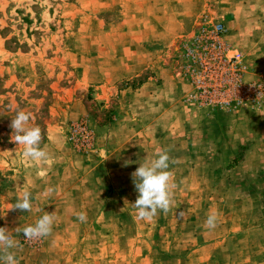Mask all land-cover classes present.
<instances>
[{"label":"rangeland","instance_id":"obj_1","mask_svg":"<svg viewBox=\"0 0 264 264\" xmlns=\"http://www.w3.org/2000/svg\"><path fill=\"white\" fill-rule=\"evenodd\" d=\"M261 12L260 0H0V227L19 264H264V103L204 106L188 80L202 29L220 23L245 79L264 83ZM21 110L73 169L41 166L25 182L10 128ZM82 124L88 145L73 133ZM157 150L170 157L174 206L138 220L132 173ZM85 158L110 168L81 183ZM24 189L28 212L12 209ZM46 212L51 234L25 239Z\"/></svg>","mask_w":264,"mask_h":264},{"label":"clouds","instance_id":"obj_2","mask_svg":"<svg viewBox=\"0 0 264 264\" xmlns=\"http://www.w3.org/2000/svg\"><path fill=\"white\" fill-rule=\"evenodd\" d=\"M31 112L18 111L11 120L10 128L15 133L11 139L23 146L22 156L34 164H45L50 161L48 151L41 148L42 130L39 126H29L32 119ZM170 157L166 150H157L156 158L149 163L141 164L133 173V183L138 192V198L133 203L136 209V219L152 221L158 214V210L167 214L174 206V182L173 173L169 171ZM53 188H48L46 194H51ZM32 194L24 189L12 209L21 211L32 210ZM81 222H86L85 212L77 213ZM182 216L183 213L181 212ZM55 220V212H46L34 225L23 228L25 239L32 240L46 237L51 234ZM218 214L211 212L206 221L207 229L217 227ZM19 230V229H17ZM19 247V242L13 239L6 227H0V264H19L13 249Z\"/></svg>","mask_w":264,"mask_h":264},{"label":"built area","instance_id":"obj_3","mask_svg":"<svg viewBox=\"0 0 264 264\" xmlns=\"http://www.w3.org/2000/svg\"><path fill=\"white\" fill-rule=\"evenodd\" d=\"M201 33L198 51L188 55L194 58L188 80L195 100L222 109L263 104L264 83L245 79L244 57L225 41L223 25L215 24L210 31L203 28ZM73 133L82 137V145L89 144L91 135L84 124L74 128Z\"/></svg>","mask_w":264,"mask_h":264},{"label":"crops","instance_id":"obj_4","mask_svg":"<svg viewBox=\"0 0 264 264\" xmlns=\"http://www.w3.org/2000/svg\"><path fill=\"white\" fill-rule=\"evenodd\" d=\"M260 1H261V4L264 5V0H260ZM259 10H262V9H259ZM256 21H258L255 25L257 28V34L258 35H260V34L264 35V23H263L264 12L257 14V20ZM257 59L258 60L256 62V65H257L256 68L258 69V73L255 74V78L258 79V77L260 76L261 78L264 79V60L260 59V58H257ZM263 111L256 112L255 114L259 115V117H262V116L264 117V113H262ZM72 159L73 158L64 159V160H57V159L50 158V161L48 163H45V164H34L31 161L25 162L24 165L22 166V168H24V171L26 173L24 180L26 183L31 184V180H37L38 178L41 179L42 176L38 172L39 171L38 167H41V166H44V167L49 166L48 168L50 171H55V170H58L61 168L63 169L66 167L73 169L75 164H73ZM85 160L87 162L83 161L82 166H81L83 168V173L80 176L81 177V183H84L86 181V175H88V174L96 175L98 170H100V173H102V172H105V170H106L105 168H108V169L110 168V164L108 162H106V159L105 160L93 159L92 161H94V162H91L90 161L91 159H88V158L87 159L85 158ZM55 161H57V162H55ZM56 164L58 165L59 168H55ZM60 188H61V186H58L55 189H60ZM55 191H57V192H55V194L53 193V195H55V196H58V195L62 196L63 195V192L58 191V190H55Z\"/></svg>","mask_w":264,"mask_h":264}]
</instances>
